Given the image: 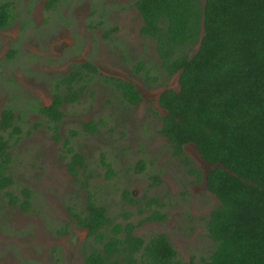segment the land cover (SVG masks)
<instances>
[{
    "label": "rangeland",
    "instance_id": "obj_1",
    "mask_svg": "<svg viewBox=\"0 0 264 264\" xmlns=\"http://www.w3.org/2000/svg\"><path fill=\"white\" fill-rule=\"evenodd\" d=\"M48 1L0 0L15 12L0 31V122L13 108L21 129L9 152L14 184L0 192V264H86L96 244L75 214H85L89 198L115 224H134L136 236L166 234L180 261L205 264L215 247L207 223L219 206L206 187L212 167L188 145L185 157L202 179L191 175L160 134L159 98L179 90V74L168 75L154 41L141 36L136 0H58L52 9ZM87 61L99 69L94 83L64 106L58 126L48 123L40 109L52 104L57 82ZM114 79L134 84L142 103L125 101ZM70 148L86 162L76 174ZM24 189L32 192L28 211L12 205ZM156 211L165 222L145 221Z\"/></svg>",
    "mask_w": 264,
    "mask_h": 264
},
{
    "label": "trees",
    "instance_id": "obj_2",
    "mask_svg": "<svg viewBox=\"0 0 264 264\" xmlns=\"http://www.w3.org/2000/svg\"><path fill=\"white\" fill-rule=\"evenodd\" d=\"M56 3L49 0L48 5ZM135 6L143 21L140 33L154 41L161 67L170 76L179 74V90H165L159 98L165 112L160 134L191 175L202 179L185 157L188 145L213 167L206 185L219 206L207 223L215 247L205 264H264V0H137ZM14 19L11 3L0 5V30ZM98 73L88 63L62 77L52 106L40 109L47 122L58 126L64 103L78 102ZM114 84L125 101L141 102L133 84L118 79ZM17 120L13 108L3 111L0 192L14 184L9 150L21 137ZM85 128L96 130L94 124ZM79 165L86 162L75 154L69 166L73 174ZM106 165L110 170L111 164ZM138 169L144 170V164ZM22 194L23 200L12 196V205L28 211L32 192L24 189ZM75 218L96 244L85 255L86 264H187L166 235L146 242L134 235V224H115L107 209L91 198L85 214ZM165 219L156 211L145 221ZM68 231L65 227L60 234Z\"/></svg>",
    "mask_w": 264,
    "mask_h": 264
},
{
    "label": "flooded vegetation",
    "instance_id": "obj_3",
    "mask_svg": "<svg viewBox=\"0 0 264 264\" xmlns=\"http://www.w3.org/2000/svg\"><path fill=\"white\" fill-rule=\"evenodd\" d=\"M57 1H58V0H57ZM136 1H137V0H136ZM6 3H9V2H6ZM48 3H49V1H48ZM135 3H136V2H135ZM3 4H5V3H3ZM0 5H2V4H0ZM11 5H12V9L14 10V5H13L12 3H11ZM55 5H56V4H54L53 7H54ZM53 7H49V5H48V9H52ZM135 7H136V6H135ZM137 10H138V9H137ZM138 12H139V11H138ZM14 14H15V12H14ZM139 14H140V13H139ZM140 16H141V15H140ZM141 18H142V17H141ZM14 20H15V19H14ZM12 23H13V22H12ZM142 25H143V24H142ZM9 27H10V26H9ZM9 27H7V28H9ZM7 28H5V29H3V30H6ZM3 30H0V31H3ZM140 30H141V29H140ZM140 34H141V33H140ZM141 36H142V35H141ZM147 39H148V38H147ZM156 51H157V50H156ZM88 63L94 65L92 62H88V61L85 62L84 64H88ZM84 64H78L77 66H79V65H84ZM77 66L72 67L71 70L68 72V74H69L70 72H72ZM94 66H95V65H94ZM95 67L98 69L97 66H95ZM98 72H99V69H98ZM68 74H67V75H68ZM118 80H119V79H118ZM131 84H132V83H131ZM133 85H134V84H133ZM91 86H92V85H91ZM91 86H90V87H91ZM134 86H135V85H134ZM90 87H89V88H90ZM89 88H88V89H89ZM135 88H136V86H135ZM88 89H87V90H88ZM87 90H86V92H87ZM136 91L138 92L137 88H136ZM86 92H85V93H86ZM138 93H139V92H138ZM139 95H140V97H141V102H140L139 104H141V103H142V100H143V97H142V95H141L140 93H139ZM82 96H83V95H81L80 99L82 98ZM76 103H78V102H76ZM52 104H53V100H52ZM52 104H51L50 106H52ZM71 104H73V103H67V102H65L64 105L62 106L61 110L64 112V110H63L64 106H65V105H71ZM129 104H130V103H129ZM131 105H132V104H131ZM50 106H49V107H50ZM134 106H135V105H134ZM64 113H65V112H64ZM64 118H65V116H64ZM64 118H63V120H64ZM63 120H62V121H63ZM62 121H61V122H62ZM61 122H60V123H61ZM68 145H70V142L68 143ZM68 147H69V146H68ZM70 149H72V148H70ZM10 150H11V149H10ZM10 150H9V152H10ZM69 152H70V151H69ZM71 153H72V161H73V156H74L75 154H77V153H74L73 149H72V152H71ZM9 155H10V153H9ZM77 155H79V154H77ZM80 156H81V155H80ZM10 157H11V156H10ZM82 157H83V156H82ZM83 158H84V157H83ZM84 160H85V158H84ZM11 162H12V158H11ZM71 163H72V162H71ZM71 163L69 164V166H71ZM10 165H11V163H10ZM141 165H142V164H141ZM79 166H80V165H79ZM79 166H77V168H79ZM138 167H139V166H138ZM77 168H76V169H77ZM69 169H70V167H69ZM70 171H71V170H70ZM138 171H139V169H138ZM142 171H143V170H142ZM9 173H10V167H9ZM206 187H207V186H206ZM207 189H208V188H207ZM166 219H167V216H166ZM166 219H165V221H166ZM165 221H163V222H165ZM161 222H162V221H161ZM84 230H85V229H84ZM86 231H87V230H86ZM134 235H135V230H134ZM164 235H166V234H164ZM135 236H136V235H135ZM166 236H167V235H166ZM140 238H141V237H140ZM167 238H168V236H167ZM142 239H143V238H142ZM168 240H169V238H168ZM145 241H146V240H145ZM149 241H150V240H149ZM146 242H148V241H146ZM169 243H170V242H169ZM170 244H171V243H170ZM172 247H173V246H172ZM173 248H174V247H173ZM174 249H175V248H174ZM175 250H176V249H175ZM85 263H86V261H85Z\"/></svg>",
    "mask_w": 264,
    "mask_h": 264
},
{
    "label": "water",
    "instance_id": "obj_4",
    "mask_svg": "<svg viewBox=\"0 0 264 264\" xmlns=\"http://www.w3.org/2000/svg\"><path fill=\"white\" fill-rule=\"evenodd\" d=\"M211 167H212V166H211ZM216 167H217V166H216ZM218 167H221V166L218 165ZM212 168H213V167H212ZM212 168H211V169H212Z\"/></svg>",
    "mask_w": 264,
    "mask_h": 264
}]
</instances>
